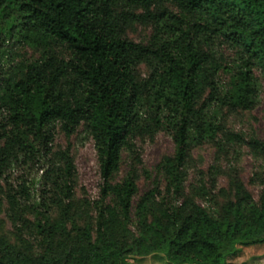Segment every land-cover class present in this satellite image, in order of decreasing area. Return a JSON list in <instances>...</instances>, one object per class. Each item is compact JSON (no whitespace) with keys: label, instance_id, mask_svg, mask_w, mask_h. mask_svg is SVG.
<instances>
[{"label":"trees","instance_id":"1","mask_svg":"<svg viewBox=\"0 0 264 264\" xmlns=\"http://www.w3.org/2000/svg\"><path fill=\"white\" fill-rule=\"evenodd\" d=\"M136 27L149 35L134 40ZM261 77L264 0H0V177L19 163L42 172L38 188L5 179L12 238L0 235V264L160 253L171 264H226L238 247L264 246V172L258 200L233 171L228 190L211 178L208 188L204 174L188 182L205 145L218 162L242 148L264 159L262 140L228 126L229 114L258 106ZM82 130L102 180L83 204L72 147L56 144ZM161 132L174 151L140 196L137 143ZM124 155L132 166L118 181Z\"/></svg>","mask_w":264,"mask_h":264},{"label":"rangeland","instance_id":"2","mask_svg":"<svg viewBox=\"0 0 264 264\" xmlns=\"http://www.w3.org/2000/svg\"><path fill=\"white\" fill-rule=\"evenodd\" d=\"M149 31L145 28L136 27L131 33V38L136 41L143 40ZM229 58L232 53L227 52ZM23 54L27 57L33 55L30 50H24ZM143 73L147 74V70L143 68ZM259 76V74H258ZM260 96L258 106L251 112H239L229 114L228 126L236 132L242 133L245 137L255 136L264 142V78H260ZM70 143L72 154L76 166V199L81 204L85 200L94 201L98 199L100 185L102 183L100 177V169L97 160V153L93 140L82 130L74 135L71 140H66L63 135L59 134L56 138L58 148H64ZM140 152V163L136 165L139 173V191L140 196L150 191L154 185L156 178V166L165 156L173 154L174 144L171 136L165 132L159 133L153 140H144L137 143ZM216 150L205 145L197 148L192 154L191 169L189 171V183L198 185L202 175L204 174V183L209 188L212 182L216 183L217 190L229 189V181L232 171L237 174L239 179L245 184L250 193L256 200L259 198L260 187L254 183L257 175L264 172V159L255 157L247 148H242L241 157L230 155L228 159L216 161ZM219 167L220 175H210L213 166ZM132 166V162L128 155H124L120 172L117 180L125 177ZM207 175V176H206ZM42 172L37 170V166L23 165L22 163L14 165L6 174L0 177V235L12 238L11 228L5 217V204L3 201V187L8 184L17 187L18 184L25 180L32 188L33 182L36 181L37 188L40 185ZM212 182H211V179ZM213 182V183H214ZM227 198L219 197V202L224 204ZM204 205V204H203ZM126 264H171L164 254L151 255L146 257H129ZM226 264H264V246L238 247L234 255L227 257Z\"/></svg>","mask_w":264,"mask_h":264}]
</instances>
